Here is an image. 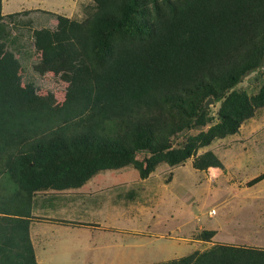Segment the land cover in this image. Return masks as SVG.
<instances>
[{"label": "trees", "instance_id": "1", "mask_svg": "<svg viewBox=\"0 0 264 264\" xmlns=\"http://www.w3.org/2000/svg\"><path fill=\"white\" fill-rule=\"evenodd\" d=\"M84 14H3L0 0V264H37L29 235L37 192L130 164L145 178L264 107V0H91ZM25 58L68 67L61 103L40 92ZM252 72L257 91L238 89ZM208 97L219 103L216 122L203 109ZM194 166L221 162L208 150ZM151 264H264V249L218 243Z\"/></svg>", "mask_w": 264, "mask_h": 264}, {"label": "rangeland", "instance_id": "2", "mask_svg": "<svg viewBox=\"0 0 264 264\" xmlns=\"http://www.w3.org/2000/svg\"><path fill=\"white\" fill-rule=\"evenodd\" d=\"M3 1L8 3L2 2V10L8 13L36 7L77 20L91 4V0ZM29 15L47 23L45 13ZM54 22L50 19L47 24ZM4 50L2 43L0 55ZM27 59L28 73L36 78L40 92L52 91L53 102L61 103L70 79L68 67L57 63L40 68ZM256 77L259 73L252 72L236 87L255 93ZM218 107L214 102L207 107L213 122ZM208 150L221 162L219 176L194 166L197 157ZM258 163L264 164V107L236 133L213 139L179 164L161 163L145 178L131 164L99 171L70 195L75 197V208L67 218L75 220L76 226L68 231L47 226L40 235L32 226L35 253L42 264H151L218 243L264 249V192L260 182L247 185V179L259 170ZM52 193L56 191H39L36 201ZM204 231H213L207 240L201 236Z\"/></svg>", "mask_w": 264, "mask_h": 264}, {"label": "crops", "instance_id": "3", "mask_svg": "<svg viewBox=\"0 0 264 264\" xmlns=\"http://www.w3.org/2000/svg\"><path fill=\"white\" fill-rule=\"evenodd\" d=\"M30 2H34L33 0H29ZM3 3H8L7 1H1ZM34 9H37L36 7ZM13 11V10H10ZM20 11V10H17ZM15 12V11H13ZM3 14H7L8 12H5L2 10ZM11 13V12H10ZM259 170H257L251 178L257 176L258 174L264 172V164L263 163H258L257 166ZM208 169L212 170L213 176H219L220 174L223 173L222 171V166L221 167H215V166H209ZM93 178V177H92ZM251 178L247 179L250 180ZM246 180V181H247ZM90 181V180H88ZM87 181V182H88ZM85 182V183H87ZM261 184L260 190L264 192V178H262L260 181L256 182ZM84 183V184H85ZM255 183V184H256ZM83 184V185H84ZM253 184V185H255ZM80 186L78 188H70V189H62V190H54L56 193H52L49 195L44 196V199L40 201H36V196H35V202L36 205L32 207L31 210V215L33 216L30 223H29V235L31 239V243L33 245L34 253H35V243L33 240V229L32 226H34L35 231H37V235H40L41 232L47 227H52V228H61L65 229L68 231V228L70 226H76L77 224L74 223L75 220H72L70 218H67V213H71L74 211L75 208V197L70 196L73 194L74 191H77V189L83 187ZM250 185V186H253ZM52 191L51 189L46 190L44 192H49ZM62 214V215H61ZM35 259L37 264H42L43 259H41L38 254L35 253ZM162 261V260H160Z\"/></svg>", "mask_w": 264, "mask_h": 264}, {"label": "water", "instance_id": "4", "mask_svg": "<svg viewBox=\"0 0 264 264\" xmlns=\"http://www.w3.org/2000/svg\"><path fill=\"white\" fill-rule=\"evenodd\" d=\"M213 102L212 97H208L205 102H204V107L203 109H207V107L209 106V104H211Z\"/></svg>", "mask_w": 264, "mask_h": 264}, {"label": "built area", "instance_id": "5", "mask_svg": "<svg viewBox=\"0 0 264 264\" xmlns=\"http://www.w3.org/2000/svg\"><path fill=\"white\" fill-rule=\"evenodd\" d=\"M210 213H212V214H213V213H215V210H214V209H212V210L210 211Z\"/></svg>", "mask_w": 264, "mask_h": 264}]
</instances>
